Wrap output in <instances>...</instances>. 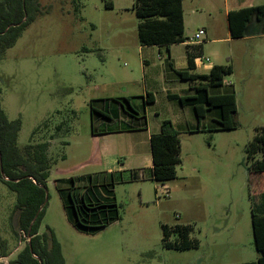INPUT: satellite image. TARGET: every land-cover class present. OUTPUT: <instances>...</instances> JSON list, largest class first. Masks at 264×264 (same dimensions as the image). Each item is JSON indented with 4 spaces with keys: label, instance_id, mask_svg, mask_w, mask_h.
Wrapping results in <instances>:
<instances>
[{
    "label": "rangeland",
    "instance_id": "374dc122",
    "mask_svg": "<svg viewBox=\"0 0 264 264\" xmlns=\"http://www.w3.org/2000/svg\"><path fill=\"white\" fill-rule=\"evenodd\" d=\"M184 1L189 20L190 2ZM40 3L43 14L0 61L1 104L9 120L22 121L17 141L21 149L50 142L49 199L40 232L53 230L65 264L256 262L260 255L254 244L252 206L264 192V174L250 173L246 147L264 126V38L210 44L204 50L192 47L195 56L232 66L233 73L224 79L231 84L211 91L235 92L238 127L219 130L212 111L206 131L182 135L177 177L165 182L169 197L159 198L156 189L161 184L147 168L139 172L140 178H132L136 165L121 175H104L103 144L100 135L93 134V127L101 132L127 125L128 120L116 119V100L130 94L127 98L139 103L145 84L152 83L145 76V60L151 64L147 76L156 78L161 72L157 50H142L135 0ZM194 23L195 19L190 23L192 36L198 28ZM223 31L220 38H226L225 24ZM93 108L108 118L93 113ZM132 135L124 136V144L134 153L137 143ZM136 154L146 164L148 153L141 148ZM83 195L88 204L92 199L99 205L88 222L82 217L83 224L91 225L88 229L77 227L75 211L69 214L64 207L73 199L81 205ZM15 204L16 194L0 181V239L8 242L10 260L20 245L12 228ZM164 226L172 231L189 227L197 247L166 248ZM169 240L181 241L175 232Z\"/></svg>",
    "mask_w": 264,
    "mask_h": 264
},
{
    "label": "trees",
    "instance_id": "16d2710c",
    "mask_svg": "<svg viewBox=\"0 0 264 264\" xmlns=\"http://www.w3.org/2000/svg\"><path fill=\"white\" fill-rule=\"evenodd\" d=\"M184 0H135L133 10L140 19L138 35L141 46L167 47L187 41L184 26ZM108 8L113 4L108 2ZM43 14L40 0H0V61L7 50L12 48L23 31ZM254 16L262 26L260 34L264 35V6L245 8L231 12L229 24L233 38H243L247 35V28ZM197 46V45H196ZM193 47V46H192ZM192 47H189L192 49ZM193 50V49H192ZM193 53L189 54V69L187 71H175L180 80L189 81L195 90V95L180 97L169 95L171 99L179 100L184 105H191L199 120L206 117L212 109L220 111L218 118L219 130H234L238 127L236 122L237 97L235 92L222 95L210 94V89L222 87L226 75L233 73L231 65H214L208 74L195 73ZM170 67L173 69L172 64ZM0 86V181L9 190L16 194V204L12 216V228L18 237L24 232L31 237L30 242L17 254L9 264H65L61 244L55 237L52 229L48 227L46 233H41V226L48 204L47 184L51 173V163L48 156L50 142L30 143L24 148L17 144L22 121L9 120L2 108ZM125 114L133 117L137 127H126L127 130L143 129L145 117L132 107L131 99L125 97L117 99ZM144 101L152 104L154 96L148 93ZM127 106V107H126ZM93 113L108 118L102 111L92 109ZM129 122L130 123H132ZM62 126L57 127L61 132ZM108 130V129H107ZM38 130L35 131V133ZM101 132L93 127V134ZM56 136L52 135L50 140ZM151 149L153 158L152 179L157 183H165L177 177V166L181 164V140L170 120L163 121L159 133L151 137ZM249 169L251 174H264V126L259 130L254 140L246 147ZM260 156L258 159L257 157ZM107 176L121 175L124 173H110ZM136 175L132 174V178ZM137 178V177H136ZM73 199V197H72ZM81 205L73 200L65 202L64 207L68 213L75 211L77 220L75 225L79 228H91V225L83 224L94 215L97 204L91 199L88 204L85 195L81 197ZM77 204L79 206H77ZM252 206V227L255 248L259 253L256 262L242 264H264V192L257 195ZM81 206V210L79 207ZM41 210L38 218L36 215ZM101 207H104L103 205ZM71 218V217H70ZM105 225H102L104 227ZM164 245L168 249L185 250L197 247V242L190 239V228L176 227L173 231L164 226ZM175 232L180 242H171V233ZM8 256V242L0 239V257Z\"/></svg>",
    "mask_w": 264,
    "mask_h": 264
},
{
    "label": "crops",
    "instance_id": "0c3cea01",
    "mask_svg": "<svg viewBox=\"0 0 264 264\" xmlns=\"http://www.w3.org/2000/svg\"><path fill=\"white\" fill-rule=\"evenodd\" d=\"M189 2V15L191 20H188L187 18L186 5L185 1H183L185 38L187 41L174 44L169 48L159 46H141L143 51L148 48L157 50L159 54H157L156 59L161 67L159 76L156 78H150V76H147V70L150 68L151 64L149 60H145V76L146 79L148 77V80L152 81V83L149 86L147 83L145 84L142 98L138 104L134 103L133 99H131L134 109L140 116L145 117V123L140 124H145V126H143V129L127 130L126 127H137L138 124L132 121V116L128 114H126L128 117L124 116L122 108L119 107L116 119L119 121L124 120L125 122L128 120L129 122L132 121V123L129 124V122H126V126H115L114 128H109L108 130H102L99 134L100 136L98 139L103 144L101 154V160L103 163L102 172L107 174L124 173L136 165L133 169L135 170V173H137L135 174L137 178H140L139 172L143 168L149 169L152 176L153 158L151 137L152 135L160 132L163 121L170 120L181 138L182 135H194L206 131L208 128L206 120L208 119L210 112H215L214 120L220 117V111L218 109H212L207 113L205 118L199 120L193 106L184 105L179 100H174L169 97V95L180 97L195 95V90L190 82L178 79L174 72V70L187 71L189 69V54L193 53L192 49L189 47L196 46L189 43V39L194 32H189L191 26L190 23L194 19L195 23L193 24V27L198 26L196 30L205 29L206 31L204 41L200 45H197L200 47L202 46L203 50L206 48L204 46L210 44L226 43V41H253L257 38H264V35L260 34L262 26L259 23L257 16H254L249 23L247 35L243 38H233L229 24V16L231 12L239 11L245 8L264 6V0H189ZM224 24L226 27L224 34L226 38H220V35H223L224 33ZM220 25H222V31H220ZM229 51L232 52V48H230ZM249 52L250 49L246 50V53ZM164 55L165 58L163 57ZM193 56H195L194 53ZM229 59L230 58H227V60ZM170 63L172 64L173 69L170 67ZM218 63L219 62H211L210 64L206 63L203 65H195L194 72L197 74H208L213 66ZM224 84H226L225 80ZM224 84L222 87H227L231 83H227L226 85ZM225 90L227 91L213 93L210 89V94L222 95L232 93L230 89ZM148 93L154 96L155 101L152 104H146L144 101V98ZM123 95L124 97H130V94ZM126 134H133V137L131 138L135 139L137 143L136 151L142 148V150H145L148 153L149 156L147 157L146 164H143V161L138 160L136 151L132 153L133 150H128L127 146L124 144L126 140V137L124 136H126Z\"/></svg>",
    "mask_w": 264,
    "mask_h": 264
},
{
    "label": "built area",
    "instance_id": "2783aa9c",
    "mask_svg": "<svg viewBox=\"0 0 264 264\" xmlns=\"http://www.w3.org/2000/svg\"><path fill=\"white\" fill-rule=\"evenodd\" d=\"M206 36V31L205 29H199L197 30L194 35L189 39V43H191L192 45H200ZM210 64L211 61L208 58H204L202 56H195L194 57V64L195 65H203V64ZM160 186H157V196L160 197H169V190L167 188H165V184L164 183H160ZM19 240H20V245L18 246V248L15 250L17 253H19L28 242H30L31 237L27 236L23 231L20 232V236H19ZM22 243V244H21ZM22 245H24L23 247H21ZM12 260H10L7 257H0V264H9Z\"/></svg>",
    "mask_w": 264,
    "mask_h": 264
},
{
    "label": "water",
    "instance_id": "95a60500",
    "mask_svg": "<svg viewBox=\"0 0 264 264\" xmlns=\"http://www.w3.org/2000/svg\"><path fill=\"white\" fill-rule=\"evenodd\" d=\"M47 194H48V191H47ZM43 209V207L39 210V212L37 213V215H36V219L38 218V216H39V214H40V212H41V210Z\"/></svg>",
    "mask_w": 264,
    "mask_h": 264
}]
</instances>
